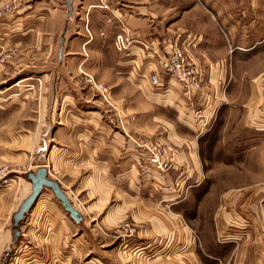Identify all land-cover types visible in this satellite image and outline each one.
Segmentation results:
<instances>
[{"label":"crops","instance_id":"1","mask_svg":"<svg viewBox=\"0 0 264 264\" xmlns=\"http://www.w3.org/2000/svg\"><path fill=\"white\" fill-rule=\"evenodd\" d=\"M184 1L188 6L174 17L156 8V0H127L126 7L111 10L107 6L104 32L100 30L99 35L91 26L93 15L89 13L93 39L79 35L76 41L64 42L59 57L63 65L68 59H79L80 67L90 62L88 71L95 74L97 82L108 86L112 98L127 103L143 99L151 108L161 106L183 120L194 137L173 139L178 154L171 174L176 176L175 170L183 168L193 183L185 192L184 203H172L169 193L158 187L128 191L114 189L109 183L113 187L109 188L96 161H92L94 170L91 168L90 175L84 177L80 164L85 160L77 152L68 151L69 156L60 159H65L73 170L66 171L65 164L61 168V162L46 161L34 165L31 171L45 167L48 178L60 185L81 213L82 221H73L52 191L44 189L20 223L14 247L12 217L31 193L26 178L24 183L0 192V258L14 247L18 260L24 256V264H70L87 256L90 260L85 264H264V144H260L263 169L259 178L251 166L258 161L249 157L255 152L250 150L260 143L257 138L264 136V0ZM19 20L22 17L14 25H0V39L7 34L6 28L11 36L20 34L23 28ZM67 29H71L70 23ZM123 31L132 37L126 53L114 48L115 36ZM79 32L86 36L83 29ZM98 38H103L104 46H94L92 41ZM173 46L184 49L200 77L201 87L192 97L172 80L166 79L160 89L150 84V74L161 73V62ZM244 65L260 70L232 76V68ZM99 70L110 78L103 81ZM243 81L248 89L240 105V125L248 135L238 140H248L245 144L250 150L233 153L232 160L233 164L245 165L243 173L248 179L263 182L243 188H202L201 180L209 176L198 140L207 138L219 110L228 104V86ZM196 110L209 113L211 120L206 126L204 118L194 115ZM112 138L105 141V157L116 152L114 156L119 160L115 163L121 165V170L129 161L132 167L138 165L137 152L128 148L125 138ZM101 161L106 163L107 159ZM127 173H131L127 168L115 170L108 179L124 178ZM152 178L154 175L147 174L143 181ZM78 202L84 205L83 210ZM126 225L133 231L125 229ZM246 230L248 237L238 239ZM232 236L236 242H229Z\"/></svg>","mask_w":264,"mask_h":264},{"label":"rangeland","instance_id":"2","mask_svg":"<svg viewBox=\"0 0 264 264\" xmlns=\"http://www.w3.org/2000/svg\"><path fill=\"white\" fill-rule=\"evenodd\" d=\"M68 1L2 0L0 3V25L11 22L14 25L22 17L19 21L20 28H23L20 34L12 36L6 28L7 34L0 39V168L6 169L8 178V182L0 186V192L16 183H24L26 175L33 172L31 170L36 164L46 161L53 164L58 161L61 162V168L65 164L66 171L73 170L74 167L65 163V159H60L63 155L69 156L66 153L72 150L85 160L80 164L81 175H90L94 170L92 161H96L97 166L102 168L100 175L106 177L103 182L109 188H113L110 186L112 184L114 189L118 187L128 191H147L157 187L166 191L175 180L176 176L171 174L173 170L166 178L154 175L152 181H143L138 165L132 167L129 161V165L126 166L125 163L123 166L131 173L124 175V178L108 179L112 171L120 172L126 168L121 170V165H116L119 160V156H114L117 155L116 152L105 157V141H110L112 137L115 140L120 135L123 139L132 136L171 144L177 148L173 143L176 136L182 139L194 137L183 125V120L177 119L174 111H167L161 106L151 108L143 99H136L135 102L129 100V103L119 101L120 98H112L110 90L109 96L104 99L94 85L108 86L97 82L95 74L88 71L90 62L82 67L79 59H68L65 65L59 63L61 44L76 41L79 35L83 39H93L89 34V13L93 15L91 26L97 28L99 35L100 30L105 27L104 11L108 9L105 5L110 10L123 8L127 6V0H73L72 15L67 20ZM156 1V8L171 14V17L188 6L184 0ZM69 23L71 29L68 31ZM80 29H83L86 36H81ZM102 39H95L92 43L96 47L104 46ZM114 48L116 49L115 45ZM257 70L260 69L244 65L232 68L231 73L232 76L241 77L249 72L255 74ZM98 74L103 75V81L110 78L103 71L99 70ZM244 81L228 86V104L219 110L207 138L198 140L200 156L205 161L204 170L208 171L209 176L207 180H201L202 188H243L263 182L261 179H248V174L243 173L245 165L233 164L232 160L233 153L250 150V146L245 144L248 140H238L239 137L248 135L240 125V105L245 100L248 89V84ZM257 139L260 143L255 146L257 149L250 150L255 152L249 157L252 161H258L251 166L259 178L263 169L260 144H264V136ZM105 158L106 163L101 161ZM85 168L88 169L84 170ZM183 203L184 200L179 204ZM76 204L83 210V204ZM244 234L237 238L246 239L247 230ZM229 242H236L235 237ZM84 245L88 247L87 243ZM14 247L0 258V263L5 259V264H24V256L13 261L18 257ZM89 260L90 257L87 256L71 261L70 264H85Z\"/></svg>","mask_w":264,"mask_h":264},{"label":"built area","instance_id":"3","mask_svg":"<svg viewBox=\"0 0 264 264\" xmlns=\"http://www.w3.org/2000/svg\"><path fill=\"white\" fill-rule=\"evenodd\" d=\"M105 8H107V6H105ZM131 42L132 37L127 36L124 31L122 34L116 35L114 38L116 49L122 53H126ZM160 67V74L152 73L149 76L150 84L154 89L162 88L166 79L172 80L180 85L184 90V94L188 97H192L194 92L200 89V77L191 67L183 48L173 46L169 55L161 62ZM94 86L104 99L109 96L108 87L103 85L97 86L96 84ZM194 115L196 117H202V119L204 118L203 126H206L211 120L209 113L205 114V112L201 110H196ZM125 141L129 149L133 148L137 152L138 172H140L142 176L150 174L160 175L163 176V178H166V176L169 175V172L174 170L173 166L175 164L178 150L173 145L132 136L125 138ZM175 171L177 172L175 180L172 181L170 186L166 189L171 197L170 199L172 203L181 202L185 197L186 190L193 185L189 178H187V174L183 168H179ZM7 182V171L5 168H0V186ZM125 229L133 231L128 225H126ZM222 239L226 238L222 237ZM16 259L17 258L13 261L15 262Z\"/></svg>","mask_w":264,"mask_h":264},{"label":"water","instance_id":"4","mask_svg":"<svg viewBox=\"0 0 264 264\" xmlns=\"http://www.w3.org/2000/svg\"><path fill=\"white\" fill-rule=\"evenodd\" d=\"M72 3L73 0H69L66 4L68 7L67 17L69 18L72 14ZM63 44H61L62 46ZM61 55V54H60ZM27 180L31 183V193L30 195L21 203L20 207L12 217L13 221V245L18 240L20 236L19 225L24 222L26 215L31 211L33 206L36 204L38 198L42 194L44 189H49L52 191L54 197L61 203L64 210L69 214L70 218L79 223L82 221V215L79 211L75 209L72 203L68 200L64 191L61 189L60 185L48 178V170L45 167H40L36 172H29L26 175ZM0 264H5V259L2 260Z\"/></svg>","mask_w":264,"mask_h":264}]
</instances>
